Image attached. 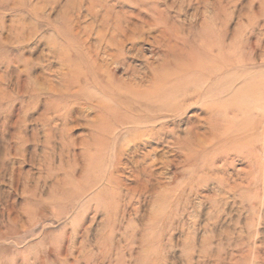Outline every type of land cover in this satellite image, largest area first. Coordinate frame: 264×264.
<instances>
[{"label":"rangeland","instance_id":"1","mask_svg":"<svg viewBox=\"0 0 264 264\" xmlns=\"http://www.w3.org/2000/svg\"><path fill=\"white\" fill-rule=\"evenodd\" d=\"M0 29V264H264V0H0Z\"/></svg>","mask_w":264,"mask_h":264},{"label":"bare ground","instance_id":"2","mask_svg":"<svg viewBox=\"0 0 264 264\" xmlns=\"http://www.w3.org/2000/svg\"><path fill=\"white\" fill-rule=\"evenodd\" d=\"M4 1V0H3ZM24 1V0H23ZM5 2H6V0H5ZM9 2V1H8ZM34 2V1H33ZM23 3V2H22ZM213 3V2H212ZM214 4V3H213ZM42 5V4H41ZM41 5H40V7H41ZM2 6V5H1ZM8 6V5H7ZM15 6V5H14ZM13 6V7H14ZM22 6H23V4H22ZM21 6V7H22ZM229 7V6H228ZM16 10V9H15ZM21 12V11H20ZM113 14V13H112ZM196 15V14H195ZM33 19V18H32ZM31 19V20H32ZM4 21V20H3ZM17 24V23H16ZM36 24V23H35ZM4 25V23L3 22H1V26H3ZM18 25V24H17ZM21 25V24H20ZM34 25V24H33ZM38 25V24H37ZM7 26V25H6ZM22 26V25H21ZM9 29V28H8ZM0 30H2V29H0ZM10 30V29H9ZM21 30V29H20ZM37 31V30H36ZM11 37V36H10ZM232 44V43H231ZM219 45H221V44H219ZM223 45V44H222ZM22 46V45H21ZM243 46V45H242ZM252 46V45H251ZM244 49V48H243ZM242 51V50H241ZM249 51V50H248ZM82 52V51H81ZM250 52V51H249ZM229 56V55H228ZM227 57V56H226ZM250 59V58H249ZM7 63H8V61H7ZM8 65V64H7ZM219 66V65H218ZM8 67H9V65H8ZM216 67V66H215ZM225 67H227V66H225ZM218 67H216V69H217ZM9 72H10V70L9 69H7ZM204 70V69H203ZM217 70H219V69H217ZM187 70H185V72H186ZM8 72V74H10ZM93 73V72H92ZM45 74V73H44ZM52 74V73H51ZM27 75V74H26ZM185 75V74H184ZM183 75V76H184ZM189 76V75H188ZM31 77V76H30ZM181 77V76H180ZM198 77V76H197ZM162 78V77H161ZM184 78V77H183ZM180 80V79H179ZM198 82H199V80H198ZM199 84V83H198ZM174 85H175V83H174ZM251 85H253V84H251ZM250 85V86H251ZM253 87V86H252ZM104 88V87H103ZM153 89V88H152ZM254 89V88H253ZM252 90V89H251ZM79 91V90H78ZM101 91V90H100ZM108 91V90H107ZM198 91V90H197ZM201 91V90H200ZM109 92V91H108ZM178 92V91H177ZM252 92V91H251ZM256 92V91H255ZM115 94H117V93H115ZM182 96V95H181ZM187 96V95H186ZM254 96V95H253ZM183 97H184V95H183ZM170 101H171V98H170ZM158 103V102H157ZM147 104H149V103H147ZM149 106V105H148ZM175 107V106H174ZM182 107V106H181ZM212 108V107H211ZM142 111V110H141ZM139 119V118H138ZM10 122V121H9ZM8 122V123H9ZM154 122V121H153ZM10 123H12V121L10 122ZM132 124V123H131ZM11 130V129H10ZM9 132V131H8ZM102 133V132H101ZM108 135V134H107ZM15 137V136H14ZM247 142V141H246ZM262 143V142H261ZM135 144V143H134ZM247 146H248V144H247ZM91 149V148H90ZM137 151V150H136ZM6 167V166H5ZM8 168V167H7ZM89 186V185H88ZM71 200V199H70ZM72 201V200H71ZM11 214V213H10Z\"/></svg>","mask_w":264,"mask_h":264}]
</instances>
